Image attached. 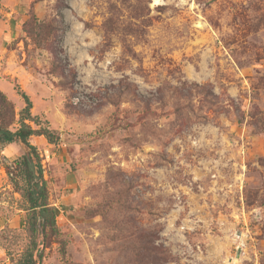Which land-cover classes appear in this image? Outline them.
I'll list each match as a JSON object with an SVG mask.
<instances>
[{"label": "rangeland", "instance_id": "374dc122", "mask_svg": "<svg viewBox=\"0 0 264 264\" xmlns=\"http://www.w3.org/2000/svg\"><path fill=\"white\" fill-rule=\"evenodd\" d=\"M61 1L0 0V89L59 135L31 138L60 229L43 264H264V0ZM32 14L62 22V72ZM19 156L0 264L29 242Z\"/></svg>", "mask_w": 264, "mask_h": 264}, {"label": "trees", "instance_id": "16d2710c", "mask_svg": "<svg viewBox=\"0 0 264 264\" xmlns=\"http://www.w3.org/2000/svg\"><path fill=\"white\" fill-rule=\"evenodd\" d=\"M57 6L60 8L64 4L58 0ZM59 15H61L60 12ZM61 23L56 19L42 22L35 14H32L23 24V31L33 41L52 52L55 60L51 70L54 73L62 72L57 61L60 50L56 45L59 38L57 34L62 30ZM55 32L57 33L54 34ZM69 81L72 82V79ZM15 89L25 101V106L19 112L0 89V147L16 144L23 151L22 155L12 161L4 157L6 159L4 167L13 192L20 194L17 209L25 213L21 219V225L24 226L29 237L28 245L15 264H43L45 250L53 237L57 240L60 229L57 224L56 207L50 201L43 157L31 138L45 136L49 143H56L59 135L46 124L47 122L42 121L41 117L32 113L33 102L17 81H15ZM59 242L62 253L65 254V242Z\"/></svg>", "mask_w": 264, "mask_h": 264}, {"label": "crops", "instance_id": "0c3cea01", "mask_svg": "<svg viewBox=\"0 0 264 264\" xmlns=\"http://www.w3.org/2000/svg\"><path fill=\"white\" fill-rule=\"evenodd\" d=\"M15 145L16 144H8V145H5L4 147H0V150L8 157L15 156V152L17 156H19L22 153V149L20 147L18 148L16 147V151H14ZM8 186L11 187L10 185Z\"/></svg>", "mask_w": 264, "mask_h": 264}]
</instances>
